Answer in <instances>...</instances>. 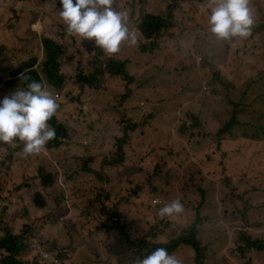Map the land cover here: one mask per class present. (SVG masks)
I'll return each mask as SVG.
<instances>
[{
    "label": "rangeland",
    "instance_id": "1",
    "mask_svg": "<svg viewBox=\"0 0 264 264\" xmlns=\"http://www.w3.org/2000/svg\"><path fill=\"white\" fill-rule=\"evenodd\" d=\"M255 4L251 35L229 42L210 32L205 0H114L134 31L147 14L171 17L161 35L110 56L67 34L59 0H0V99L26 87L21 74L40 77L68 131L62 150L26 157L18 139L0 142V240L21 234L33 246L24 259L39 264H135L143 243L172 241L182 264H264L248 247L264 242V0ZM44 38L63 50L61 88L43 73ZM111 60L132 83L109 73ZM41 169L54 174L44 209L31 199ZM176 199L184 211L161 219ZM192 227L200 255L182 239Z\"/></svg>",
    "mask_w": 264,
    "mask_h": 264
},
{
    "label": "clouds",
    "instance_id": "2",
    "mask_svg": "<svg viewBox=\"0 0 264 264\" xmlns=\"http://www.w3.org/2000/svg\"><path fill=\"white\" fill-rule=\"evenodd\" d=\"M114 0H59L62 5L59 15L66 25L69 36L94 41L95 46L107 55L120 51L122 43L137 44L138 37L128 25V14L113 8ZM256 0H205L210 32L221 41L244 39L251 35L255 21L258 22ZM253 6L255 11L249 6ZM254 16V18H253ZM39 21L32 25L39 32ZM29 81L21 74L20 80ZM57 99L43 82L31 80L25 88L16 87L0 99V142L11 143L14 139L23 142L22 156L39 154L47 143L56 137L49 120L56 114ZM184 211L179 199L160 207L161 219L173 217ZM264 243V242H263ZM264 250V249H263ZM261 250V251H263ZM135 264H182L165 247H158L150 254L137 258Z\"/></svg>",
    "mask_w": 264,
    "mask_h": 264
},
{
    "label": "trees",
    "instance_id": "3",
    "mask_svg": "<svg viewBox=\"0 0 264 264\" xmlns=\"http://www.w3.org/2000/svg\"><path fill=\"white\" fill-rule=\"evenodd\" d=\"M170 17L171 15H169L167 18H164V17H158V16L147 14L142 19L140 24L138 25V28H136L135 30L136 35L140 39L145 38L146 40L147 39L152 40L154 37L161 35L163 30L169 28ZM152 45L154 47L156 46L155 44H152ZM43 46L45 48V57H46V62L44 64L43 73L46 74L51 84H55L59 88H61L62 83L60 82V79H59L58 59L63 54V50L59 44H57L56 42H54L53 40L49 38L43 39ZM28 64L29 65L22 66L20 71H23L27 68L29 69L33 68L34 62H30ZM47 65L49 66L46 67ZM108 69H109L110 74L115 75V76H122V78L125 81L132 83L133 76L128 70L126 62L124 61L117 62V61L111 60L108 65ZM31 80H36L37 82H43L40 77L30 78L29 81L31 82ZM81 81H83L88 86H92V82L86 80V78H81ZM5 83L7 82H4L0 78V87L4 86ZM130 98H131V95H129V99ZM48 123L51 127L55 129L56 137L55 139L49 141L46 146L48 148L53 146V149L61 147L59 150H62L64 147H66L64 140H66L68 137V131L66 127L58 121L55 115L49 120ZM124 137L125 138L129 137V134L126 133ZM125 138H121L120 144L118 145L117 153L123 150L122 143L123 141H125ZM84 143L87 144L86 142ZM76 146H77V155L75 156V158L80 157L79 153H81L80 150H78V144ZM90 159H93V158H90ZM122 162H123L122 155H119V157L114 160V163H122ZM3 164L5 165L4 162ZM6 177H7L6 175H3L1 180H4ZM40 177H41V184H40L41 189L37 190L33 195H31V199L37 208L44 209L46 207V203H45L42 193L44 194L45 192H43V190L51 186L53 182L54 174L52 171L47 173L44 169H41ZM197 234H198V231L195 229V227H192L188 230V233L184 235L182 239L185 241V243L191 245L197 251V254L200 255L202 253V248L200 246L199 241L197 240ZM25 241L26 240L23 238L21 234H13L12 232H8L7 235L2 240H0V248H2L5 251V255L3 258L4 264H39L38 261H36L35 263H31L28 260L24 259L31 252L33 248V246L31 247V249H30V246L26 248ZM248 242H250L248 247H258L260 251L264 249V243L262 241L248 240ZM141 246H144L146 249L145 255L150 254L152 251H154L158 247H165L169 251V253L172 254L178 246V241H172L168 244H152L150 246L146 243L145 244L143 243ZM45 252L49 253L50 251L48 249H43V251H40L41 256Z\"/></svg>",
    "mask_w": 264,
    "mask_h": 264
},
{
    "label": "crops",
    "instance_id": "4",
    "mask_svg": "<svg viewBox=\"0 0 264 264\" xmlns=\"http://www.w3.org/2000/svg\"><path fill=\"white\" fill-rule=\"evenodd\" d=\"M56 151H60V150H56Z\"/></svg>",
    "mask_w": 264,
    "mask_h": 264
}]
</instances>
